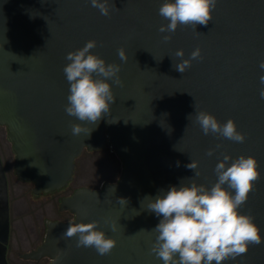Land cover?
Segmentation results:
<instances>
[{"label": "water", "instance_id": "1", "mask_svg": "<svg viewBox=\"0 0 264 264\" xmlns=\"http://www.w3.org/2000/svg\"><path fill=\"white\" fill-rule=\"evenodd\" d=\"M108 2L116 8L103 16L90 0H0V125L14 153V174L33 184L32 194L49 193L71 181L84 150L107 144L123 166L116 182L79 187L61 197L58 210L73 218L46 220L41 243L20 256L47 257L48 264H163L151 252L157 235L152 230L162 217L147 209L148 198L192 182L210 188L224 155L257 161L260 179L238 211L254 218L264 239V99L259 95L264 0H217L207 26L178 25L174 33L159 32L168 23L158 13L165 0ZM165 35L171 39L164 41ZM89 40L97 42L92 53L120 66L123 85L108 81L116 97L110 112L97 124H82L92 129L89 135L74 136L72 124L85 122L65 112L70 85L63 68L67 53ZM121 47L127 62L118 57ZM196 48L203 59L193 60L185 73L176 71L173 64L189 59ZM181 49L184 57L178 58ZM197 111L221 124L232 119L245 141L203 134L194 122ZM192 161L196 170L187 167ZM120 198L127 201L124 207ZM93 221L116 241L111 254L100 256L93 248L76 247V237H62L69 223ZM111 222L117 223L115 232ZM8 232L0 160V264H5ZM223 264H264V243L249 245L245 254Z\"/></svg>", "mask_w": 264, "mask_h": 264}, {"label": "clouds", "instance_id": "2", "mask_svg": "<svg viewBox=\"0 0 264 264\" xmlns=\"http://www.w3.org/2000/svg\"><path fill=\"white\" fill-rule=\"evenodd\" d=\"M216 2L217 0H165L158 13L168 23L161 25L159 32L174 33L178 25L195 28L197 24L207 26L212 20L211 13L216 8ZM90 3L103 16H109L110 10L116 8L114 3L109 5L108 0H90ZM163 39L169 41L171 36L165 35ZM96 47L97 42L89 40L82 48L67 53L65 57L69 63L65 65L63 72L70 85L65 112L68 116L85 122L72 124L74 136L81 133L89 135L92 129L89 130L82 124H97L110 112L116 97L108 81H113L117 86L123 85L118 75L120 66L106 63L99 55L92 53L91 50ZM175 56L183 58V50H177ZM118 57L122 62H127L128 58L122 47L118 49ZM197 59H203L199 48L192 51L189 59H181L173 67L176 71L185 73L191 67V62ZM259 68L264 70V60L260 61ZM259 79L261 85H264V75ZM259 95L264 99V87L260 88ZM194 122L205 135H218L237 143H243L246 139L237 130L232 119L221 124L212 114L197 111ZM213 151L210 149L207 155H213ZM197 166L195 161L187 165L193 170ZM257 168V161L252 156L240 155L233 159L224 155L216 164L214 171L217 180L210 188L192 182L179 188L173 186L154 199L148 198L147 209L157 217H162L152 230L157 235L151 252L163 264H213V261L223 264L226 260H234L245 254L249 245L264 243L253 223L254 218L238 211L254 190V182L260 179ZM195 175L198 176L199 172L195 171ZM118 203L124 207L127 201L120 198ZM105 223L109 224V221L105 220ZM98 225L99 221L69 223L62 237H76V247L93 248L100 256L109 255L115 248L116 241L106 237ZM110 229L115 232L117 223L111 222Z\"/></svg>", "mask_w": 264, "mask_h": 264}, {"label": "rangeland", "instance_id": "3", "mask_svg": "<svg viewBox=\"0 0 264 264\" xmlns=\"http://www.w3.org/2000/svg\"><path fill=\"white\" fill-rule=\"evenodd\" d=\"M0 129V135L3 139V143L0 142V159L8 183V196L11 206L10 234L15 251L23 253L28 248L40 244L44 237L46 220L69 221L73 218L65 211L58 210L61 197L72 194L79 187L100 189L107 182H116L122 174V161L107 144L102 148L103 151L101 149L84 150L81 153L77 160L76 175L65 187L49 193L34 195L30 190L33 184L20 180L14 174L15 157L11 143L7 139L5 126L1 125ZM27 189L28 191L25 192ZM24 237L26 239L19 241V238ZM15 259L18 262L22 260H18L20 258L17 255H15ZM48 263L49 261L45 262V264Z\"/></svg>", "mask_w": 264, "mask_h": 264}, {"label": "flooded vegetation", "instance_id": "4", "mask_svg": "<svg viewBox=\"0 0 264 264\" xmlns=\"http://www.w3.org/2000/svg\"><path fill=\"white\" fill-rule=\"evenodd\" d=\"M1 126V125H0ZM1 130V129H0ZM1 134V133H0ZM0 142L3 143V139H2V135H0ZM1 160V159H0ZM2 164V163H1ZM4 170V168H3ZM5 173V172H4ZM6 176V175H5ZM7 181V179H6ZM31 190V189H30ZM28 189L25 191L27 192ZM7 194H8V183H7ZM29 208V206H28ZM10 209H11V206H10V201H9V196H8V219H9V232H8V240H7V243L4 244V247H3V260L5 262V264H45V262L49 261V259L47 257H43L39 260H35V259H24L22 258L20 255L22 254V252H19V251H15L13 249V241H12V237H11V234H10V228H11V217H10ZM66 213H68L69 215L72 216L71 213H69L68 211H65ZM26 237V236H25ZM19 238V241H22L23 239H26V238ZM41 243V242H40ZM39 245V244H38ZM38 245L36 246H33L31 248H28V251L32 250V249H35ZM25 253V252H23ZM15 255H17V257H19L20 259L18 260H24V261H16L15 259Z\"/></svg>", "mask_w": 264, "mask_h": 264}, {"label": "trees", "instance_id": "5", "mask_svg": "<svg viewBox=\"0 0 264 264\" xmlns=\"http://www.w3.org/2000/svg\"><path fill=\"white\" fill-rule=\"evenodd\" d=\"M102 151H103V149H101ZM107 150V149H106ZM112 153V155H113V152H111ZM78 158H79V156L76 158V160H75V168H74V172H73V176H72V179H73V177L76 175V166H77V160H78ZM71 179V180H72ZM77 189V188H76Z\"/></svg>", "mask_w": 264, "mask_h": 264}]
</instances>
